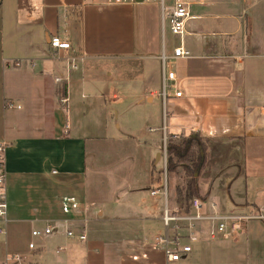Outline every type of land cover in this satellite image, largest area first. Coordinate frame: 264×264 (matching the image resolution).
Wrapping results in <instances>:
<instances>
[{"label": "crops", "instance_id": "1", "mask_svg": "<svg viewBox=\"0 0 264 264\" xmlns=\"http://www.w3.org/2000/svg\"><path fill=\"white\" fill-rule=\"evenodd\" d=\"M181 1L189 15L175 37L167 13L176 0H2L8 221L0 264L10 254L22 256L11 264H182L196 249V264L263 263L261 232L246 243L192 244L176 262L154 242L164 227L157 168L164 129L171 136L264 135V122L255 121V111L264 116V0ZM55 36L70 48L53 47ZM180 45L190 57H174ZM167 69L175 79L164 96ZM126 81L138 90L133 105L147 112L141 119L152 121L143 130L149 151L104 164L96 144L113 120L106 97L117 98L116 84ZM121 131L109 135L112 143L132 137ZM48 225L50 234L32 235Z\"/></svg>", "mask_w": 264, "mask_h": 264}, {"label": "rangeland", "instance_id": "2", "mask_svg": "<svg viewBox=\"0 0 264 264\" xmlns=\"http://www.w3.org/2000/svg\"><path fill=\"white\" fill-rule=\"evenodd\" d=\"M175 37H180V35H175ZM167 89L169 90V88ZM113 92L117 94V98L113 99L111 92L110 95H107L106 97V99L110 102L109 105L110 111L113 115V120L109 122L107 128V137L100 138L99 140H97L98 142L96 144V148L98 150V153L100 154V160L104 164L117 162L122 158L127 160L128 154L135 155L137 158H141L142 154L149 151L148 147H144V141L146 138L144 139L143 130L148 129L149 124H152V121L141 119L144 118L143 115H146L147 112L145 110H142L140 106H134L132 103L138 95V90L136 89L131 91L129 88V84L126 81L123 84L117 83L116 88ZM255 115V121L258 124H263L264 116H262L260 110L255 111ZM116 125H119V128ZM102 126L103 125L101 123V131ZM105 129H103V131ZM130 129L132 131H129ZM121 130L126 133L129 132L132 137H127L126 134L123 138L125 140L112 143V139L109 135H115L118 132L122 133ZM256 132L257 131H255V133ZM167 134L169 136L170 131H167ZM181 136L183 135H170L169 137L179 139V137ZM138 139L141 140L139 141V144H137ZM237 139L238 140H234V143L237 147L234 151H239L240 154L237 155L242 158V160L243 156L245 159V162L243 163L244 165L242 166V170L240 172L236 167H231L225 169V171L219 177L212 178V175L218 172V170L221 168V159L226 158V155H224L223 150L218 145L210 150L208 166L200 179L202 198H204V202H206L204 208L201 210V213L207 210L211 202L217 204L218 211H241L250 208L252 205L259 204L264 200V135H257L256 137L247 138L238 137ZM89 150L90 160L93 156V154L91 155L92 147L89 148ZM159 160L160 157L158 159V162H160ZM226 161V163H229L231 165L233 163H236L238 161V158L235 155L230 154ZM162 162L163 161H161V163L158 165V169L163 168ZM137 163L140 164V160L137 161ZM125 164L127 165V161L125 162ZM138 165L135 169V172L137 174L139 172ZM178 182L179 180L176 177L172 180L169 179L168 184L171 192L174 189V185ZM117 184L118 187H122L121 182ZM124 186L126 185L124 184ZM208 190L210 191V196L204 197ZM119 194L120 193H117V195ZM253 201L256 202L252 203ZM171 229L172 225L169 227V231ZM165 232L166 227L164 225L162 234H165ZM182 232H185V230H183ZM260 232L262 233V242L264 245V222L258 220L249 221L246 226V233H244L239 238V243L252 241L254 235L257 237L258 233L260 234ZM247 236H249V239H247ZM5 238V235H0V257L3 251L2 248L4 246L3 242H5ZM185 240L186 239H184V241ZM224 240L230 241L229 239H215L208 242L199 241L193 243V245L197 247L200 245H212ZM196 251L189 255V257H193V261L191 258L190 262L188 263L186 260H188L189 257H187L186 260L184 259L182 261V264H196ZM186 255H183L182 259ZM215 260L216 262H213V264H218L221 262L219 258H215ZM212 261L213 259L211 260V264ZM239 263L245 264V260H241ZM206 264H209V262H206ZM262 264H264V260Z\"/></svg>", "mask_w": 264, "mask_h": 264}, {"label": "built area", "instance_id": "3", "mask_svg": "<svg viewBox=\"0 0 264 264\" xmlns=\"http://www.w3.org/2000/svg\"><path fill=\"white\" fill-rule=\"evenodd\" d=\"M189 15V8L186 3L176 0L174 7L167 13L170 31L175 35H182L184 32L185 20ZM50 44L55 48L68 49L70 43L62 41L55 36L50 39ZM191 51L180 45L174 48V57H190ZM174 71H164L163 95L166 94L168 87L167 80H174ZM182 92H176V96H181ZM61 103L65 104L66 99L62 98ZM12 106V104H10ZM264 111V107H263ZM163 134V183L162 193L165 197V206L163 212V222L166 227L165 234L157 235L154 239L156 245L161 246L167 255L169 261H180L183 255L192 251V244L203 240L229 239L237 240L245 232L246 226L251 220L264 222V203L252 205L250 208L241 211H218L217 204L211 202L207 210L201 213L205 203L199 198H194L191 203V212L182 213L178 207L170 206L168 203V178H167V159H168V140L169 136L164 129ZM6 149L7 143L0 140V235L6 234L7 229V188H6ZM157 193V190L152 192ZM172 229L169 231V227ZM204 225V226H203ZM181 230V231H179ZM185 230V232H182ZM52 232L50 225L43 230L35 229L33 236L48 235ZM69 237H77L85 240L87 236L84 233L76 234L72 230L67 231ZM184 239H186L184 241ZM29 248L34 249L35 243H29ZM22 256L19 254H10L6 256L2 264H11L20 262Z\"/></svg>", "mask_w": 264, "mask_h": 264}, {"label": "trees", "instance_id": "4", "mask_svg": "<svg viewBox=\"0 0 264 264\" xmlns=\"http://www.w3.org/2000/svg\"><path fill=\"white\" fill-rule=\"evenodd\" d=\"M1 2L2 0H0V7ZM235 139L238 140L236 137L211 138L203 137L199 134L183 135L179 137V139L169 138L167 143L168 183L169 179L172 180L175 177L179 180V182L174 185L172 192L168 184V203L170 206H176L180 212L188 213L191 212V203L194 198H199L204 201L201 193L200 179L208 166L210 150L217 145L221 147L226 158L221 159V168L212 175V178L219 177L227 168L236 167L239 172L242 170L245 159L244 156L243 160L238 156L240 154L239 151H234L237 148L234 143ZM230 154L238 158V161L231 165L226 163V159ZM209 190L204 197L210 196ZM201 241L208 242L210 240L204 238Z\"/></svg>", "mask_w": 264, "mask_h": 264}]
</instances>
